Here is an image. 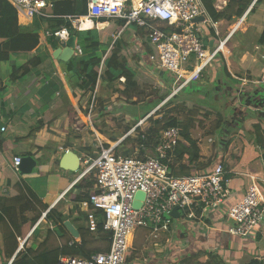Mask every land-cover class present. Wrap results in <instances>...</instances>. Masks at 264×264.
Segmentation results:
<instances>
[{"label":"crops","instance_id":"0c3cea01","mask_svg":"<svg viewBox=\"0 0 264 264\" xmlns=\"http://www.w3.org/2000/svg\"><path fill=\"white\" fill-rule=\"evenodd\" d=\"M7 1L16 10L18 25L28 31L38 32L39 44L31 51L11 54L12 60L9 62L0 61V195L8 197L17 195L20 186H15V182L22 179L44 206L36 205L21 212L19 208H14L13 213H16L14 220L11 221V218L6 216L5 223H0V263L12 264L18 254L32 260L45 253H50L52 256L54 254L52 252L56 249H67L69 245L84 246L86 252L91 255L99 253L96 250L104 249L106 246L99 234L89 229V216L94 215L96 220L97 210L86 205V201L74 200L75 195L84 191L82 186L86 183H83L84 180L94 179L91 175H87L77 180L83 169L82 158L85 155L96 154L81 145V131L89 128L97 139H101L100 135L111 145L116 144L119 139L107 137L108 128L99 126L98 118L95 117V124L93 122L92 126L86 122L84 107L87 96H81V90L75 89L74 81L67 74L65 63L68 61L64 62L53 56L59 43L57 48L53 49L45 35V32L49 30L47 28L53 24L42 18L28 17L13 2ZM256 2L257 0H253L247 9L250 11L245 22L234 33L231 32L235 24L234 20L229 26L224 24L226 20L215 22L216 29L213 26H202L204 43L208 47L213 48L218 41L226 37L220 36V30L225 32L224 35L227 34L228 40L224 52H221L214 63L204 70L201 80L192 87L188 86L195 89L197 93L189 97L191 100H202L212 104L223 95L230 98L227 105L232 106L235 113L234 115L225 114L223 117L224 119L232 118L235 121L231 122L233 125L223 133L225 143L220 142L217 148L212 147L214 144L207 143L206 149H203V145L199 143L203 164L199 171L210 170L216 163L221 162L226 174L232 175L227 180L232 195L226 206L208 221L212 227L210 231L196 224H194V230H179L175 222L179 219H175L170 231L159 235L166 239L165 243L155 244L163 247L160 254L164 255L158 257L163 260V263L159 261L160 264H247L252 259H264V223L255 235L240 238L230 235L225 230L230 221L222 216L229 206L242 199L248 189L246 186L248 177L264 182V157L251 162L247 167H241L238 159L241 156L243 143L236 146L227 142L235 132L239 134L240 139L241 136L248 138L251 136L249 132L252 130V124L257 123L258 120L264 122V106L252 105L246 97L247 94L252 95V102L264 100V86L257 83L264 73V40L260 41L264 33V0L258 4ZM223 3L227 4L226 1ZM215 7L218 10L224 8L216 4ZM50 11L52 12V9ZM208 17L212 20L210 16ZM121 21L123 20L105 18L92 20L90 21L92 25L84 29L97 28L108 31L106 37L108 48L105 53L101 52L102 62L109 54L110 48L116 45L119 46L125 59L127 58L131 68L157 69L156 62L151 58L150 42L144 30L135 25L125 26V22L120 25ZM4 42L5 38L0 36V44ZM76 46H79L78 36ZM37 54L46 56L43 63L22 78L12 80L11 66L23 65ZM115 99H118L115 95L106 99V110ZM210 103L208 105H211ZM124 104L126 102L116 104L119 114L115 116L124 115L127 123L130 117L121 113ZM248 110L254 114H247ZM105 113L109 114L107 111ZM218 114L221 113L218 112ZM104 115L101 113L99 116L105 118L107 115ZM3 127L6 130L1 132ZM128 128L132 127L127 125L126 131H123L128 133L130 130H127ZM194 130H192V136ZM258 150L264 153L260 147ZM67 151H73L79 156L81 163L78 172L63 169L59 165V161ZM15 156L35 158L37 166L33 173L22 175L20 172H15L14 174L11 169L12 159ZM28 177H31L30 183L27 181ZM9 180L14 182L12 186L9 185ZM50 210L55 211L53 219L47 217ZM58 214L63 216L62 223L57 220ZM139 230L150 234L149 230L138 229L132 244ZM5 233L13 234L16 238V240L12 238L13 242L8 244V247L15 248L10 258L3 252ZM82 234L85 235L84 238ZM64 256L68 255L60 254L58 260ZM187 256L191 257L187 258ZM53 257L56 255L50 257L46 264H49ZM153 259L147 263L155 264L152 263L155 261Z\"/></svg>","mask_w":264,"mask_h":264},{"label":"built area","instance_id":"2783aa9c","mask_svg":"<svg viewBox=\"0 0 264 264\" xmlns=\"http://www.w3.org/2000/svg\"><path fill=\"white\" fill-rule=\"evenodd\" d=\"M10 1L28 17L53 16L50 11L53 4L48 0ZM249 11L238 18L232 33L245 22ZM201 16L205 20L197 21ZM208 16L203 0H88L86 15L68 18L76 30L85 29L81 27L83 22L102 18L121 19L125 21V26L135 25L144 30L158 54L157 59L151 57L156 62L157 70L169 72L178 80L179 86L175 91L178 93L199 81L204 70L224 52L228 36L213 48L204 43L202 26L211 23L216 29L215 22ZM45 35L66 41L71 33L67 27H62L55 31L47 30ZM75 54H83L80 46H76ZM100 80L101 74L85 108L91 125L97 110ZM121 81H125L124 77ZM257 83L264 86V73ZM158 110L145 115L114 145L104 146L101 139H97L100 151L94 156L85 155L82 158L83 169L77 180L87 175L94 178V193L85 204L94 210H103L104 228L112 233L110 248L107 252L95 253L88 258L64 256L57 264H126L135 232L138 229L149 230L152 237L158 238L162 232L170 231L177 219L171 214L176 207L180 213L179 220L203 226L207 231L212 229L208 221L226 206L232 195L225 180V168L218 162L210 170L198 171L193 176H174L170 164L181 140L179 128L163 129L152 150L145 141L139 142L137 139L146 140L143 125ZM5 130V127L1 128V132ZM132 134L135 137L132 154H119V146ZM208 142L212 144L214 139L210 138ZM21 163L22 157L13 158L12 168L16 173L20 172ZM139 191L145 196L141 207L136 209L133 202ZM222 216L230 221L225 227L230 235L240 238L255 235L264 223V195L259 187L251 185L242 199L229 206ZM89 217V228L95 231L97 223L94 215Z\"/></svg>","mask_w":264,"mask_h":264},{"label":"trees","instance_id":"16d2710c","mask_svg":"<svg viewBox=\"0 0 264 264\" xmlns=\"http://www.w3.org/2000/svg\"><path fill=\"white\" fill-rule=\"evenodd\" d=\"M203 1L207 12L212 18L213 22H218L220 20L232 21L234 19L240 18L245 14L247 9L253 2V0H229V2H227L226 6L223 9L218 10L215 7L216 0ZM261 1L262 0H257L256 4L260 3ZM62 3H64V6L62 9H59L57 5ZM52 4L53 16L50 18H42L44 21H49L50 24H53L47 29H49L50 31H55L62 27H67L71 34H77L79 39V46L83 51L82 55H75L72 59L66 62L65 65L67 74L70 76L72 81H74L75 89L78 88L79 90H81V96H87V101L84 108L88 106L91 100L92 93L97 86L99 74H101L102 81L104 79L103 84L108 90H110L111 95H115L118 99L124 98L127 101H132V103L139 104V99L144 97V95L146 94V88L148 87V85L152 84V79H149L150 76H147L148 71L142 68H131L128 65L127 58L125 59V57L121 54L119 46L116 45L110 48L109 54L102 62L101 52L105 53L108 48L106 45V37L108 35V31L100 30L97 28L88 30H76L69 21V16L75 17L87 14L88 0H52ZM16 16L17 13L15 8L7 0H0V36L5 38V42L3 44H0V61L9 62L12 60L11 54L31 51L35 49L39 44L38 32L36 30L28 31L19 26ZM124 22L125 21H121L119 24L123 25ZM48 39L51 47L53 49L57 48L58 42L56 38L48 37ZM263 40L264 33L260 41L262 42ZM149 44V51L151 56L157 59L158 54L156 49L152 46L151 43ZM45 57V55L37 54L23 65L18 66L17 64H13L10 68V75L12 80L20 79L23 76L29 74L32 69L40 66L43 63ZM164 73L166 74V72ZM122 77L125 78L124 82L120 81V78ZM163 78H165V80H168L167 77L163 76ZM165 84H167V82ZM188 86L192 87L194 86V83H191ZM244 95L245 94H243V96ZM246 97L248 98V102L252 105L261 104V106H264V100L261 102H252V95L247 94ZM164 100V96L158 97L157 100L153 102V107L160 105ZM105 101L106 99H99L98 101L99 115L101 113L107 115V113H105ZM158 111L155 116L150 117L147 121L148 126L145 128L146 140L137 138L138 141H145L146 145L152 150L154 144L158 141L160 132L163 129L168 127L179 128L181 140L176 147L173 161L170 164L171 172L176 177L193 176L197 174L203 164L201 162L202 156L199 142L197 139L193 138L192 130L199 128L204 129L209 116L217 113L219 120L214 130H221L224 133V131H226L228 128L225 127V119L222 118L221 114H218V111H216L214 107L208 105L206 102L195 99L191 100L190 98L183 99L179 95H174ZM148 113L149 111L142 117H144ZM242 121H244V119ZM246 121H248V119H246ZM129 129L130 128H128L127 130ZM249 134L251 136H249L248 138L245 136H241L243 149L241 152V156L238 159V163L241 167H247L251 162L264 157V153L262 154L258 150V147L264 150V122L258 120L257 123L252 124V130L249 132ZM111 139L115 141L113 138ZM225 140L226 139L222 137L221 142L225 143ZM123 154L128 155L129 152L125 151L123 152ZM11 170L15 174L13 168ZM231 177L232 175L225 173L226 181ZM12 180H14V178ZM12 180H9L10 186H12V184L14 183ZM246 182V186L248 188L251 185L256 184L264 195L263 181L256 179L253 180L248 177L246 179ZM83 183H85L82 185L84 191L75 195L74 198V200L77 202L89 200L90 196L94 193V179H85ZM15 186H20L17 195L13 197H8L3 194L0 195L1 224L5 223L6 216L10 217L11 221L12 219L14 220V214L16 215V213H13L14 208H19L21 212L36 205H43L42 201L30 190L28 186L25 185V182H23L22 179H19L17 182H15ZM54 216V210H50L47 214V217L51 219H53ZM95 216L97 220L95 232L99 234L101 241L106 246L104 249L96 250V252H107L110 248L112 233L104 228L105 218L103 210L98 209ZM57 220L58 222L62 223V214H58ZM13 225L16 226L15 222H13ZM79 235H81V232H79ZM82 237L84 238L85 235L82 234ZM12 238L16 240L13 234L7 235L5 233V246L3 252L8 258L12 257L15 251V248L8 247V244L13 242ZM52 253H54L53 255H56V257H53L52 261L49 264H57L60 254H65L73 257L83 255L86 258L91 256V253L89 254L88 252H86L85 247L81 245H69L67 249H56ZM52 256L50 255V253H45L41 254L38 257H35V259L32 260L27 256H20L18 254L12 264H46V262H48L50 257ZM189 257L187 256V258ZM130 261L131 259L127 257V262ZM247 264H264V259H252L249 260Z\"/></svg>","mask_w":264,"mask_h":264},{"label":"rangeland","instance_id":"374dc122","mask_svg":"<svg viewBox=\"0 0 264 264\" xmlns=\"http://www.w3.org/2000/svg\"><path fill=\"white\" fill-rule=\"evenodd\" d=\"M62 1V0H59ZM224 1L229 2V0H220V2L218 3V0H216L215 4L217 6L220 7H225L226 5L223 3ZM52 2V1H51ZM64 6V3L62 4H58L57 7L59 9H62ZM218 7V8H220ZM223 9V8H222ZM238 18L234 19V23H237ZM233 23V21H225L224 24L226 25H231ZM205 26H212V24H208ZM225 32H222V30H220V36H226L225 38H227V34L224 35ZM224 38V39H225ZM148 75L150 76L149 79H152V84L148 85V87L146 88V94L144 95V97H142L141 99H139V104H135L132 103V101H127L124 98H119V99H115L112 103L111 106H109V109L106 110L107 112H109V114H107V116L105 118H100L99 116V105L97 102V110L95 111V115L93 116L98 118L97 123L104 127L108 128V132H107V137H113L115 139H122L125 134L127 132H125V127L131 126L134 127L143 117L144 114H146L148 111L149 113H153L156 110H158L160 107H162L169 99H171L174 95L177 96L179 95L181 98L185 99V98H189V97H193L194 95H196L197 93L195 92V89H191L189 87H185L183 89V91H179L178 93H175V91L178 88V80L174 79L169 72H166V74L163 72H161V70H157V69H153V67H150L148 70ZM205 73V72H204ZM164 77H167L168 80H165ZM202 78V76H201ZM200 78V80H201ZM104 81V79H103ZM103 81L101 80L100 82V86H99V91H98V101L99 99H107L110 98L112 95L110 93V90H108L105 85L103 84ZM167 82V84H165ZM194 84H196L197 82H193ZM177 94V95H176ZM160 96H164L165 100L158 106L153 107V102L157 100L158 97ZM175 98V97H174ZM229 97L226 95H223L222 98H220L219 100H214L213 103L210 104L218 111L220 112L222 115V118H224L223 116H225V114H229V115H234L235 111L233 109L232 106L227 105L228 101H229ZM121 103V102H126V104H124L123 110H121L123 114H125L126 116L130 117V121L126 123L125 117H123L124 115L120 116H115L116 114H119L117 111H119V108L117 107V103ZM208 103V104H209ZM153 107V108H152ZM86 111V110H85ZM83 111V112H85ZM159 112V111H158ZM157 112V113H158ZM247 114H254L252 113V111L248 110L246 112ZM85 114V113H84ZM105 116V115H104ZM217 115H210L205 128L204 129H195L193 131V138L197 139L198 142L200 143V145H203V149H206V144L210 142H208V140L210 138L214 139V142H212V144H214L212 147L213 148H217V145L222 141V137L225 138V135H223V132L221 130L215 131L214 128L218 123V116ZM95 119V118H94ZM100 119V121H99ZM235 119L232 118H227L225 119V127H230L231 125H233L231 122H234ZM86 122L89 123L88 119H87V115H86ZM95 124V122H94ZM86 124H84L85 126ZM92 126V125H90ZM148 126V122H146L143 127L146 128ZM81 128H83V125H81ZM93 128V127H92ZM83 130V129H82ZM125 130V131H123ZM99 137L102 139V143L104 146H106V144L108 146H110L111 144L108 143L107 140H105V138L101 137L99 135ZM134 134L130 135L125 141H123V143L121 144V146L118 148L117 152L119 154H122L125 151H128L129 154H132L133 148H134V143H135V139H134ZM125 142V143H124ZM227 142L229 144H234L236 146H240L241 139L239 138V134L237 132L233 133V137L230 138L229 140H227ZM81 145L84 146L85 149L87 150H92L94 153H98L100 151V144L99 141L97 140V136L88 129H84L83 131H81ZM211 149V148H209ZM88 153V152H87ZM16 174V173H15ZM29 179H27L28 183H30L29 180H31V177H28ZM35 180V179H32ZM175 221V220H174ZM176 225L178 226L179 230H187V229H191L194 230V223L186 221V220H177L175 221ZM196 228V227H195ZM196 230V229H195ZM164 238V237H163ZM161 236L158 238H154L152 237L151 234H149V232H142V230H139L137 233V237L135 238L132 246L129 249L128 252V258L131 259L130 262H127V264H148L150 262V260L152 258H154L153 260H155L152 263H159V261L161 263H163V260L158 259V257L163 256L164 254H160L161 250L163 249L162 246H156L155 244L158 243H165L166 239H163ZM152 255V257H151ZM148 262V263H147ZM3 264V263H0ZM5 264V263H4ZM160 264V263H159Z\"/></svg>","mask_w":264,"mask_h":264},{"label":"water","instance_id":"95a60500","mask_svg":"<svg viewBox=\"0 0 264 264\" xmlns=\"http://www.w3.org/2000/svg\"><path fill=\"white\" fill-rule=\"evenodd\" d=\"M205 20L204 16H201L197 19V21H203ZM76 40H77V34H71L69 39L66 41H60L57 39L59 43V47L54 51L53 56L56 59H59L61 61H69L72 57H74L75 54V48H76ZM163 73V72H162ZM80 163L81 160L79 156L73 152V151H67L66 154L63 156V158L59 161V165L66 170L70 171H79L80 169ZM37 166V161L35 158L31 156H26L22 158V163L20 165V173L22 175H29L33 173V170ZM145 194L142 191L137 192L135 196V200L133 202V206L136 209H139L142 205V200L144 199ZM171 214L175 218H179L180 213L178 207L174 208Z\"/></svg>","mask_w":264,"mask_h":264},{"label":"bare ground","instance_id":"6f19581e","mask_svg":"<svg viewBox=\"0 0 264 264\" xmlns=\"http://www.w3.org/2000/svg\"><path fill=\"white\" fill-rule=\"evenodd\" d=\"M91 25L90 21L88 22H83V24L81 25L82 28H88Z\"/></svg>","mask_w":264,"mask_h":264}]
</instances>
